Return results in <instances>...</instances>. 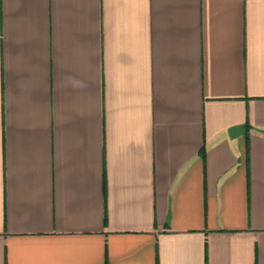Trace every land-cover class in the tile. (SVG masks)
<instances>
[{
	"label": "crops",
	"instance_id": "1",
	"mask_svg": "<svg viewBox=\"0 0 264 264\" xmlns=\"http://www.w3.org/2000/svg\"><path fill=\"white\" fill-rule=\"evenodd\" d=\"M0 264H264V0H0Z\"/></svg>",
	"mask_w": 264,
	"mask_h": 264
},
{
	"label": "trees",
	"instance_id": "2",
	"mask_svg": "<svg viewBox=\"0 0 264 264\" xmlns=\"http://www.w3.org/2000/svg\"><path fill=\"white\" fill-rule=\"evenodd\" d=\"M203 153H204V151H203Z\"/></svg>",
	"mask_w": 264,
	"mask_h": 264
}]
</instances>
